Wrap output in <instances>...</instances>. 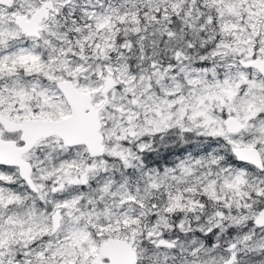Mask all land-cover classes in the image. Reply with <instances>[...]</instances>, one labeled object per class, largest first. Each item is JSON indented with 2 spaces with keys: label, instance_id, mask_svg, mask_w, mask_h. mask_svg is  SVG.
Listing matches in <instances>:
<instances>
[{
  "label": "snow or ice",
  "instance_id": "snow-or-ice-1",
  "mask_svg": "<svg viewBox=\"0 0 264 264\" xmlns=\"http://www.w3.org/2000/svg\"><path fill=\"white\" fill-rule=\"evenodd\" d=\"M0 264H264V0H0Z\"/></svg>",
  "mask_w": 264,
  "mask_h": 264
}]
</instances>
